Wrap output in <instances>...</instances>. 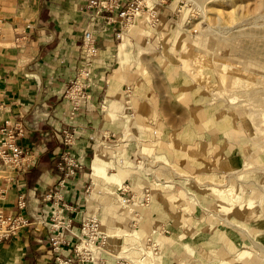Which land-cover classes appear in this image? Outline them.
<instances>
[{"label":"crops","instance_id":"1","mask_svg":"<svg viewBox=\"0 0 264 264\" xmlns=\"http://www.w3.org/2000/svg\"><path fill=\"white\" fill-rule=\"evenodd\" d=\"M129 1L116 0L119 7ZM87 2L0 0V146L3 131H21L16 144L23 151L20 169L0 158V215L31 222L0 239V264H56L48 243L54 215L71 219L73 233L83 217H96L109 235L106 247L119 256L135 259L145 237L164 230L157 264H262L257 199L264 172L250 167L264 158L243 145L235 118L194 82L172 29L153 30L136 19L119 41L118 24L106 21L117 11L93 18ZM171 8L170 2L162 8L164 16ZM84 31L92 33L97 56L89 99L71 115L64 92L84 67ZM63 131L73 138L69 147ZM67 149L78 168L60 186L57 165ZM227 175L229 194L210 186ZM120 184L135 196V230L112 195ZM71 232L59 257L72 255ZM86 264L114 262L104 256Z\"/></svg>","mask_w":264,"mask_h":264},{"label":"rangeland","instance_id":"2","mask_svg":"<svg viewBox=\"0 0 264 264\" xmlns=\"http://www.w3.org/2000/svg\"><path fill=\"white\" fill-rule=\"evenodd\" d=\"M160 1H162V5L158 6V4L156 5L152 4L150 0H147L146 5L148 7L151 6L155 7L159 16V23L154 28L149 27L147 23L146 26L149 27L150 29L158 30L166 25L167 30L172 29L173 33H175L173 37L177 36L176 38L179 43L178 47L180 48L179 53L181 54V57L191 61L190 63L192 65L190 66L188 64V69L189 72L191 73L194 72V82L200 83L201 85L203 84L204 92L207 94V96L210 99H213L215 105L219 109H223V111L229 113L232 117L235 118L237 122L236 126L240 131L239 133L242 134L243 138L246 141V143L244 142L243 145L247 146L250 150H254L255 153L259 154L258 157L260 159L264 158V119L260 118L253 121L249 119V116L246 112L247 109H245L247 105H248L247 108H249L250 106L249 98H245L244 97L245 95H243L245 92H253L258 90V87L260 86V84L258 85V82L261 83V81H264V66L258 67L255 64H253L254 61L252 64H249V62L252 60L251 57L243 54L244 49L246 50L248 43L253 39L246 37L244 40V37H236V38H231L233 41L229 39L226 42L225 39H222L220 36L217 35L219 30H223L224 28L222 27H225L227 25L229 27L231 26L233 27V26H237L241 22L242 24L264 23L263 9L260 10L258 9L257 11V9L255 8L257 5L255 0L252 1L247 0L243 2L242 0H240L241 2L239 0H234V1L233 0H198V1L197 0H160ZM232 1L235 2L238 6L232 3ZM169 2L171 3L172 8L168 16L166 17L164 16L163 13L164 10L162 8L166 5H169ZM199 5L205 6L207 7V9L208 8L210 9L213 6L219 7L222 13L221 16H219L220 18H222L223 15L225 16V14H228L229 12L235 13L236 11H238V7L240 5L241 6L247 5L248 8L250 6L249 10L252 12H250L249 10H247V12L245 11L244 14L240 18H238V20H236V23H234V25L233 24L230 25L225 22L218 21L217 19L219 17L217 18L216 16L210 14L209 11L208 14L211 20H213L212 23L215 33L207 36L206 38L204 35H202L201 28L199 25V23L203 19L201 12L198 8ZM234 6L237 8L236 10ZM258 20L261 23H258ZM213 35L215 36L214 38ZM207 51L210 53H208ZM263 56L264 55H261L262 60H264ZM246 57H248V59ZM259 58L260 57H258V61L261 59ZM245 101L247 103H245ZM262 102L264 103V96H262V99H260V102L258 104L260 105ZM129 107L130 110L128 111L131 113V115L129 116H132L133 111H132L131 102L129 104ZM259 132H261L262 134ZM137 159H138L137 161H140L139 157ZM263 166L264 165L259 166L257 168L250 167V169L264 172ZM237 174L238 177L236 178H238L240 182L247 181V179H245L242 172H238ZM233 175H236V173ZM229 177L230 176L227 175L226 182H220V183L218 182L210 185L214 186L215 188H219L221 192L225 194L227 191L229 194L231 192L230 190H232V188L229 185V179H230ZM257 203L260 206V210L263 213V218H264V186H260V189L258 191ZM137 214L139 213L137 212ZM130 225L132 227L131 229L135 230L137 226V221L135 226L133 225V222H130ZM258 242L260 247L258 249L262 255V264H264V224L261 230L259 231ZM105 251L111 252V250H109L107 247L105 248ZM135 263L139 264L138 262Z\"/></svg>","mask_w":264,"mask_h":264},{"label":"built area","instance_id":"3","mask_svg":"<svg viewBox=\"0 0 264 264\" xmlns=\"http://www.w3.org/2000/svg\"><path fill=\"white\" fill-rule=\"evenodd\" d=\"M87 9L92 17H98L101 14H111L117 11L116 18L107 17L108 24L117 23L118 28L114 33L117 40L121 41L124 34L129 31L136 19H142L149 27L154 28L159 23V16L154 6L148 7L144 0H131L125 7H119L116 0H88L86 4ZM2 19L0 18V28ZM83 49H84V67L77 75V78L71 81L70 85L64 92V97L69 100L72 110L71 115L77 113L81 108L82 103L89 99L87 90L90 88V66L97 56V49L95 47L94 39L90 31H84L82 35ZM130 101H125L126 113L131 115L128 111ZM4 132L5 139L0 146V158L4 163L9 164L13 168L20 169L22 166L23 151L16 144V137L21 135V131L15 135L11 132ZM63 145L71 146L73 142L72 136L68 131H63ZM78 168L76 160L72 157L68 149L61 155V161L57 165L58 171L62 173V179L59 185H63L65 180L75 175V170ZM57 193H54L56 196ZM118 201L120 207L130 214L131 222L136 225L138 218L137 212L133 208L135 201L134 193L128 184L118 185L115 192L112 194ZM151 201L150 188H143L142 202L148 205ZM20 208L25 207V203H19ZM37 223H44L38 221ZM71 219H63L58 215L50 218L51 236L48 243L51 251L56 255V264H86L95 261L96 259L103 260L104 256L110 257L114 264H134L140 262L142 264H157L162 254V242L160 236L166 231H152L148 234L142 246L138 249V255L135 259L127 256H119L116 252H107L109 235L103 232L100 228V221L96 217H83L77 233L69 231L71 229ZM31 225V222L24 217L2 216L0 215V239L14 235L20 228ZM66 232H71L76 238V243L72 246V255L68 258L59 257L63 246L70 245L64 238ZM127 250L122 251L126 254Z\"/></svg>","mask_w":264,"mask_h":264},{"label":"bare ground","instance_id":"4","mask_svg":"<svg viewBox=\"0 0 264 264\" xmlns=\"http://www.w3.org/2000/svg\"><path fill=\"white\" fill-rule=\"evenodd\" d=\"M198 1V0H197ZM234 1V0H233ZM234 4H236L235 2H233ZM240 1V0H239ZM243 1H247V0H242ZM252 1V0H251ZM256 1V9L258 11V9H263V12H264V0H255ZM241 2V1H240ZM254 2V1H253ZM202 3V2H201ZM231 3V2H230ZM231 3V4H232ZM227 4V3H226ZM233 4V5H234ZM246 4V3H245ZM248 4V3H247ZM237 5V4H236ZM235 5V6H236ZM253 5V4H252ZM232 6V5H230ZM235 10L237 9L236 6ZM221 7V6H220ZM200 12H201V15L203 17L202 21L199 23L200 25V28H201V32H202V35H204L206 38L207 36L209 35H212L213 33H215L214 31V27H213V23L211 20V18L209 17V14H212L214 16H216L217 18L219 16H221V9L217 6H213L211 7L210 9L205 6H201L199 5L198 6ZM230 8V7H229ZM250 8V6H249ZM249 8L246 6H239L238 7V11H236L235 13L233 12H229L228 14H225V16L223 15L222 18H218L217 20L220 21V22H225L227 24H230V25H234V23H236V20H238V18H240L244 12L247 10H249ZM231 11V10H230ZM234 11V10H232ZM250 11V10H249ZM252 12V11H250ZM248 12V13H250ZM255 12V10H254ZM262 12V11H261ZM258 14V13H257ZM212 16V17H214ZM263 17H264V13H263ZM243 18V17H242ZM216 19V18H215ZM214 19V20H215ZM217 21V23H218ZM216 22V21H215ZM214 22V23H215ZM216 23V24H217ZM258 23H261L259 22L258 20ZM216 26V25H215ZM232 27V26H231ZM229 27L228 25L225 26V27H222L224 28L223 30H219L218 32V36H220L222 39H225L226 42L227 40L231 39V38H236V37H244V40L245 38H251L253 39L252 41H250L246 47V50L244 49V53L246 56H249L251 57V61L249 62V64H252L253 61L256 66L258 67H263L264 66V60H262L261 58V55H264V23H261V24H256V23H246V24H242L239 23L237 26H233L232 28ZM195 30V29H194ZM216 30V28H215ZM201 34V33H200ZM203 37V36H202ZM215 36L213 35V38ZM219 38V37H218ZM220 38V39H221ZM204 39V38H203ZM217 39V38H216ZM254 39H257V40H254ZM232 40V39H231ZM233 41V40H232ZM241 41V40H240ZM243 41V40H242ZM221 45V44H220ZM205 46V45H204ZM218 46V45H216ZM227 46V45H226ZM232 47H235V46H232ZM220 48V47H219ZM231 48V47H230ZM239 48V47H238ZM229 49V48H228ZM235 49V48H234ZM208 50V49H207ZM214 50V49H213ZM220 50V49H219ZM238 50V49H237ZM208 52V51H207ZM210 53V52H208ZM241 54V53H240ZM241 56V55H240ZM258 57H260L259 61H258ZM264 57V56H263ZM234 58V57H233ZM248 59V57H246ZM235 59V58H234ZM240 59V58H238ZM229 60V59H228ZM236 60V59H235ZM245 61V59H244ZM239 65V64H238ZM247 65V64H246ZM258 79V78H257ZM263 82V83H262ZM238 83V82H237ZM255 84V83H254ZM260 84V86L258 87V90L256 91H253V92H245L243 95H245L244 97L245 98H249V108L248 105L245 109H247V114L249 116V119L250 120H257V119H260V118H263L264 119V103L262 102L260 105L258 104L260 102V99H262V96H264V81H261L258 82V85ZM257 86V84H256ZM253 87V86H252ZM240 91V90H239ZM245 103H247L245 101ZM244 105V104H243ZM242 106V105H241ZM260 106V107H259ZM242 108V107H241ZM243 109V108H242ZM244 110V109H243ZM242 112V111H241ZM258 132V131H257ZM261 133V132H259ZM258 134V133H257ZM262 134V133H261ZM260 134V135H261ZM254 136V135H253ZM232 176V175H231ZM235 176V175H234ZM209 186V185H208ZM211 186V185H210ZM216 186V185H215ZM218 187V186H217ZM140 264V262H138Z\"/></svg>","mask_w":264,"mask_h":264}]
</instances>
